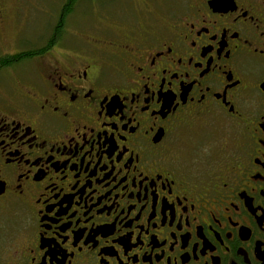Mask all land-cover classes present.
Returning a JSON list of instances; mask_svg holds the SVG:
<instances>
[{
  "label": "flooded vegetation",
  "instance_id": "flooded-vegetation-1",
  "mask_svg": "<svg viewBox=\"0 0 264 264\" xmlns=\"http://www.w3.org/2000/svg\"><path fill=\"white\" fill-rule=\"evenodd\" d=\"M58 5L0 0V264H264V0Z\"/></svg>",
  "mask_w": 264,
  "mask_h": 264
},
{
  "label": "rangeland",
  "instance_id": "rangeland-1",
  "mask_svg": "<svg viewBox=\"0 0 264 264\" xmlns=\"http://www.w3.org/2000/svg\"><path fill=\"white\" fill-rule=\"evenodd\" d=\"M57 1V3L59 4L58 5V7H60L61 6V4L65 1V0H56ZM79 1L75 4V6H73L74 7V12H73V17H72V19H74V21L73 22H76V19H75V17L77 18V20H82L83 18L82 17H84V7H85V2L84 1H82V2H80L79 4ZM88 10V9H87ZM48 24V23H47ZM74 24V23H73ZM37 25V28L38 27H40V24H36ZM48 25H46L45 27H47ZM64 43V45H67V46H72V45H75L76 44V42L75 41H73V40H65V42H63ZM25 44H28V45H33L32 43H28L27 41H25ZM35 44V43H34ZM9 49H13V44H12V46H10L9 47ZM25 68H26V66H25ZM27 69V68H26Z\"/></svg>",
  "mask_w": 264,
  "mask_h": 264
}]
</instances>
